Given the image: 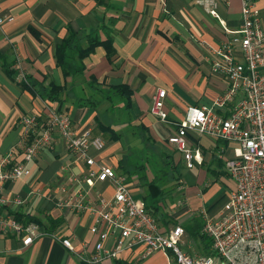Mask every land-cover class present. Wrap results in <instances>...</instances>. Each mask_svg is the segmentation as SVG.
I'll return each instance as SVG.
<instances>
[{
    "label": "crops",
    "instance_id": "0c3cea01",
    "mask_svg": "<svg viewBox=\"0 0 264 264\" xmlns=\"http://www.w3.org/2000/svg\"><path fill=\"white\" fill-rule=\"evenodd\" d=\"M212 1L219 19L209 13L211 7L204 0H0V18L5 19L0 24V155L14 152L15 160L22 161L20 122L25 116L45 114L47 103L58 109L62 107L78 133L101 137L93 133V123L101 118L95 109L103 102L81 104L87 95L93 97L98 92L88 86L94 78L104 91L126 85L133 92L130 109H126V100L120 99L126 115L121 129L112 126L120 134L127 132V128L137 134H148L169 156L176 150L167 140L175 128L151 113L156 90H166L165 110L169 121L179 122L189 107L212 104L226 88L222 78L212 75L211 67L216 50L232 37L224 26L233 32L242 25L243 2ZM252 1L261 12L264 26V0ZM69 31L80 34L84 47L88 46L89 36L111 40L115 55L110 61L105 48L98 47L85 61L84 79L65 78L56 65L55 52ZM21 72L26 80L20 83L16 78ZM26 82L37 88H48L53 83L65 86L64 103L42 99L33 89L22 86ZM114 104L110 103L111 108ZM189 137L203 153L202 165H196L201 169L209 167L217 151L221 159L224 154L233 153V146L224 141L194 132ZM109 142L104 152L91 150V154L100 163L112 166L113 162L105 156L113 144ZM30 169V176L6 186L5 196L23 198L24 204L11 212V216L17 218L15 214L19 213L40 218L43 223L35 224L46 235L25 247L21 236L0 234V264H84L78 255L89 256L98 241V236L90 230L93 217L89 212H79L72 205L60 203L68 198L77 199L80 193L94 202L98 201L97 193L110 198L113 184L97 183L90 188L84 181L88 169L67 150L59 136H55L54 147L40 153ZM126 183L134 197L146 204L142 199L147 195L146 190L134 193L128 179ZM184 185L186 188L180 186L173 194L169 207L159 204L170 222H159L163 231L183 226L194 218L190 212L204 209L202 203L188 199L182 207L176 206L177 200H185L193 187L185 181ZM64 188L67 194L62 192ZM5 213L7 210H3ZM58 238L70 239L75 253ZM185 242L193 241L186 235ZM112 246L113 240L108 241L106 247ZM145 252L144 246H134L99 264H175L163 252L148 256Z\"/></svg>",
    "mask_w": 264,
    "mask_h": 264
},
{
    "label": "built area",
    "instance_id": "2783aa9c",
    "mask_svg": "<svg viewBox=\"0 0 264 264\" xmlns=\"http://www.w3.org/2000/svg\"><path fill=\"white\" fill-rule=\"evenodd\" d=\"M204 2L211 7L209 13L219 19L216 4L212 0ZM242 2L240 29L231 32L224 26L232 37L215 52L211 73L222 78L226 88L211 106H191L184 119L170 122L165 110L166 90L159 88L152 96L151 113L174 126L167 140L181 154L187 169L203 163L201 149L190 141L191 133L233 146L234 156L226 161V168L234 181V190L217 215L206 209L190 212L194 218H203V234L212 242L211 255H202L185 242L182 225L161 230L146 204L134 197L126 178L91 154V150L105 151L104 139L89 132L78 133L69 114L49 103L45 114L25 116L20 122L22 161L15 160L14 152L0 155V234L21 236L25 247L46 235L37 224L22 223L11 216V212L24 204V199H9L5 189L8 184L30 176V165L44 150L52 149L55 136H59L67 150L88 169L84 181L90 188L103 182L114 186L110 198L97 193L98 201L94 202L80 193L77 199L68 198L60 203L72 205L79 212H89L93 217L90 230L98 236V241L89 256L77 254L84 264L115 259L138 245L146 248V256L163 252L175 264H264V26L256 4L252 0ZM4 22L0 18V24ZM16 79L21 83L26 76L21 72ZM62 192L67 194V189ZM186 201L180 198L176 206L182 207ZM3 210L7 213L3 214ZM58 239L74 252L70 239ZM110 240L113 246L108 248L106 244Z\"/></svg>",
    "mask_w": 264,
    "mask_h": 264
},
{
    "label": "rangeland",
    "instance_id": "374dc122",
    "mask_svg": "<svg viewBox=\"0 0 264 264\" xmlns=\"http://www.w3.org/2000/svg\"><path fill=\"white\" fill-rule=\"evenodd\" d=\"M95 93V96L92 97V101L98 105L99 103L97 100L103 103H100L101 105L95 109L101 118L93 123V133L101 136L105 142L110 143L108 141V136L99 131L98 124L102 121L107 125H115L121 129V125L126 120L125 108L122 109L120 107L122 105L118 98L114 99L115 106L111 108L110 103L106 100L104 101L100 93ZM92 94H94V92ZM83 103L84 105H89L88 101H83ZM207 105L211 106L210 103ZM120 135L122 136L121 140L116 142V144L111 143V147L108 148L105 156L107 158L109 157L108 159L113 162L114 165L112 164V166L115 168L118 175L129 179L134 193H139L142 189L148 192V188L144 187L146 180L151 181L153 178L157 177V179L160 178V181L166 183V180L174 181L176 176L180 178L179 174H181L178 188L180 186L186 188L184 181L185 184L193 186L191 190L188 191L186 199L192 200L195 204L202 203L204 209L208 210L211 215H217L228 195L234 190V181L226 168V161L229 157L233 156L231 152L229 154H224L223 159L220 158L221 153L218 151L215 153L214 157L210 155V157L213 158V162L209 167L203 166L204 168L201 169L195 166L193 169H187L186 166H184L185 162L183 157L177 153V150L172 152L169 151L171 152V156L169 155V157L165 153L163 147L157 146L155 142H152V139H148V134H137L134 129L128 130L127 128V132L125 130V133ZM120 164H122L123 167L119 166ZM143 196L144 193L141 192L140 197L142 198ZM197 218L203 221L201 216ZM189 243L190 246L196 250L194 243Z\"/></svg>",
    "mask_w": 264,
    "mask_h": 264
},
{
    "label": "trees",
    "instance_id": "16d2710c",
    "mask_svg": "<svg viewBox=\"0 0 264 264\" xmlns=\"http://www.w3.org/2000/svg\"><path fill=\"white\" fill-rule=\"evenodd\" d=\"M98 47H104L106 50L107 58L111 61L112 57L115 55V49L111 40L101 41L97 37L89 36L88 46L84 47L82 44V37L79 33L74 31H69L67 37H65L62 42L57 46L55 52L56 65L63 72L65 78L73 77L74 79L83 78L86 71L85 61L92 54L95 53ZM9 69V66L7 70ZM13 74V72H9ZM95 79H91V82L88 83L90 89L98 91L105 100L109 101L111 104L114 103V99L118 98L119 100H126V109H130L132 101V90L126 85L112 86L108 91H104L95 84ZM24 88L30 89L35 95H39L44 100H49L51 102H58L59 104L64 103L65 96V86H58L56 84H51L48 88H37V85L31 87L29 82L22 85ZM31 87V88H30ZM87 95V94H86ZM85 96V95H84ZM83 96V97H84ZM82 97V98H83ZM86 97V96H85ZM81 98V99H82ZM80 99V100H81ZM92 95H87V99L83 98L81 104L84 105L83 101H88L90 105H94L92 101ZM62 110V107L59 108ZM98 128L101 132L108 136V141L113 143L119 142L121 140V135L118 130H116L112 125H107L105 123L99 122ZM150 139V138H148ZM170 157V156H169ZM119 166H122L120 164ZM179 176H176L174 181L166 180V183L160 181V178H153L151 181H147L144 184V187L148 188L147 195L143 197V200L146 202L148 211L157 218L159 222H169V217L165 213L160 203H163L164 206L169 207V204L172 203V196L178 188L179 181L181 179ZM162 180V178H161ZM129 181V179H128ZM163 183V184H162ZM168 183V184H167ZM16 217L20 220L28 223H38L42 224L40 218H37L33 215H24V214H15ZM172 221V220H170ZM174 221V220H173ZM50 222V221H49ZM166 223V224H167ZM203 221L201 219L193 218L183 225L186 235L190 240L193 241L195 251L202 255H211V240L203 234Z\"/></svg>",
    "mask_w": 264,
    "mask_h": 264
}]
</instances>
